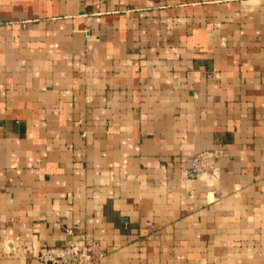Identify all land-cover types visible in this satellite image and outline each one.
Masks as SVG:
<instances>
[{
  "label": "crops",
  "instance_id": "1",
  "mask_svg": "<svg viewBox=\"0 0 264 264\" xmlns=\"http://www.w3.org/2000/svg\"><path fill=\"white\" fill-rule=\"evenodd\" d=\"M84 233L99 264H264V0H0V264Z\"/></svg>",
  "mask_w": 264,
  "mask_h": 264
},
{
  "label": "built area",
  "instance_id": "2",
  "mask_svg": "<svg viewBox=\"0 0 264 264\" xmlns=\"http://www.w3.org/2000/svg\"><path fill=\"white\" fill-rule=\"evenodd\" d=\"M223 155L221 147L196 153L188 167L191 178L215 173L217 163ZM72 233L71 229H67ZM28 253H33L38 264H99L103 257L100 240L91 233H84L79 242L70 241L63 245H42L37 251L27 247Z\"/></svg>",
  "mask_w": 264,
  "mask_h": 264
}]
</instances>
